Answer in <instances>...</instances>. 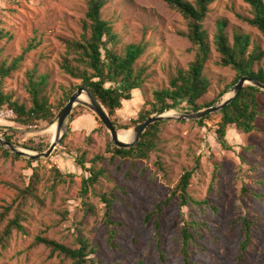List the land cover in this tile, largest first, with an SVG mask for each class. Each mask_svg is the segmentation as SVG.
I'll list each match as a JSON object with an SVG mask.
<instances>
[{
  "label": "rangeland",
  "instance_id": "1",
  "mask_svg": "<svg viewBox=\"0 0 264 264\" xmlns=\"http://www.w3.org/2000/svg\"><path fill=\"white\" fill-rule=\"evenodd\" d=\"M86 10V0H0V62L9 63L23 54L19 67L3 80V92L29 106L25 73L33 68L48 75L46 94L51 104L62 98L64 90L79 85V80L59 68L64 52L59 37L78 39ZM101 13L118 34V42L114 44L118 52L128 43L146 45L136 66L147 68V78L114 116L118 123L130 124L149 109L154 89L167 87L177 68H187L195 49L186 36V20L163 0H107ZM239 16H250L249 6L243 0H214L209 7L203 27L210 49L204 71L210 86L198 104L211 101L218 104L230 95L229 89L219 96L235 74L230 67L217 64L220 55L213 44V35L219 20L226 22L230 44L233 34L240 32L249 34L253 44L264 48V37ZM29 43L32 47L26 50ZM81 96L87 99L85 94ZM257 98L263 112L255 121L256 130L242 133L229 129L226 139L232 145L231 150L223 149L216 139L218 115L214 112L204 126L192 119L165 120L161 143L148 159H111L108 142L114 144L108 131L83 105L73 108V118L70 119V113L63 137L49 157L28 163L23 158L6 157L0 148V211L17 201L19 190L27 186L33 172L39 176L36 185L39 202L27 200L24 231H13L7 247L0 249V264H70L69 259L50 256L44 245L32 243L36 235L42 234L75 248L79 231L96 245L95 257L101 264H137L139 260L145 264H182L180 229L183 219L190 217L206 223L192 255L198 264H264V90ZM191 112L180 103L165 113ZM14 118L0 117L1 137L4 133L12 134L13 143L23 150H30L25 145L49 146L55 136V123L24 127L15 123ZM132 129L118 130L119 138L130 141ZM81 155L86 168L92 165L90 161L95 156H100L93 164L104 170L86 195H81V180L88 174L78 164ZM54 168L66 182L52 188ZM186 170H192L190 194L196 199L208 198L218 207L216 211L194 205L180 207L178 197L170 196ZM243 186L255 190L260 197L242 193ZM103 194L112 200L117 247H111L107 241L109 226L103 216L105 204L100 199ZM158 202H162L160 249L154 237L156 215L145 221L146 214ZM89 205L93 212L88 210ZM245 215L258 217L259 226L254 228L251 243L239 260L243 233L240 222L232 221ZM11 217L13 209L0 220V230Z\"/></svg>",
  "mask_w": 264,
  "mask_h": 264
},
{
  "label": "trees",
  "instance_id": "2",
  "mask_svg": "<svg viewBox=\"0 0 264 264\" xmlns=\"http://www.w3.org/2000/svg\"><path fill=\"white\" fill-rule=\"evenodd\" d=\"M163 1L176 9L186 20V36L195 49V56L188 63L187 68L176 69L175 74L169 79L167 87L156 88L152 91V99L148 101L149 109L144 113H140L137 121H132L130 124H121L116 121L114 116L122 108L123 102L132 98V92L142 88L147 78V68L136 66V62L144 53L146 45L142 42L128 43L124 45L120 52L115 49L114 44L118 42V34L113 31L110 22L102 18L101 13L107 0H86L87 10L82 23V33L78 39L59 37L64 47L59 68L67 76L79 80V85L64 90L62 98L55 104H51L46 94L48 75L38 73L37 69L33 68L27 70L25 73L27 79L26 90L29 94L30 104L26 106L24 103H19L12 99L10 94L3 92L2 82L19 67L23 57V54H20L9 63L6 61L0 62V107L6 106L11 108L15 113L14 122L18 125L38 127L41 124L54 122L57 113L65 105L69 96L78 86L83 85L105 108L118 131L134 127L151 115L176 109L180 103H184L192 112L212 105L214 101L204 105L198 104L197 101L207 92L210 86L209 78L204 72L209 59L210 49L203 21L214 0ZM243 1L249 6L250 16L239 17L249 25L255 27L264 37V0ZM225 26L226 22L219 20L213 35V44L220 55L217 64L230 67L234 70L235 74L232 80L220 91L219 96L229 91L238 79L244 75L264 83V48L253 44L249 34L240 32L233 34V41L230 44L225 33ZM28 45L26 50L32 47V44L29 43ZM259 92H261V89L258 87L245 84L226 106L215 112L218 115V120L215 123L214 132L218 143L223 149H232V145L226 139L229 129L233 128L242 133H250L256 130L255 121L263 112L261 103L257 98ZM72 114L73 111L71 112V120L73 118ZM210 117L211 114L206 115L203 118L197 119L196 122L200 126H204V121ZM96 120L101 123L99 119L96 118ZM165 123V120H158L149 124L140 134L138 140L129 148L117 147L109 141L108 144L111 146L112 152L111 159L114 157H119L120 159L130 158L131 160L148 159L161 143L160 135ZM3 138L10 142H15L12 134L4 133ZM47 147L48 145L43 144L25 145V148L34 151L45 150ZM0 148L6 157H12L13 159L23 158L28 163L37 161V159L25 158L11 153L2 146ZM78 158V164L88 173L81 180V195H86L88 188L97 183L99 178L103 176L104 170L95 167L93 164L96 162V159L100 158L98 155L90 161L92 165L87 168L84 165L83 155ZM191 176L192 170L184 171L172 189L170 196L178 197L180 207L194 205L203 210L210 208L216 211L218 207L208 198L196 199L190 194L188 187ZM38 180V174L33 172L27 186L19 190L17 201H14L16 204L12 202L2 207L0 220H3L11 209H13V217L7 219V222L0 230V249L7 247L14 230L24 231L22 221L24 220V207L27 200L32 199L39 202V197L36 194ZM51 180L52 188L66 182V179L57 168H54ZM241 191L244 194L251 193L256 198L260 197L258 192L247 186H243ZM100 199L105 204L103 216L106 224L109 226L107 241L111 247H117L115 241L116 230L113 228L115 222L111 217L112 200L104 194L100 196ZM169 200L164 203L167 204ZM88 210L93 212L91 205H89ZM161 213L162 202H158L155 205V209L148 212L145 216V221H148L153 214L156 215L153 222L154 237L159 249L161 247ZM232 222H240V229L243 233L239 243L238 254V259L241 260L251 243L254 228L259 226V218H250L245 215L237 217ZM203 226H206L205 222L192 217L183 219L180 229L182 264H198L193 260L192 255ZM75 241L78 246L72 248L42 234H38L34 237L32 245L42 244L49 249L50 256L56 254L63 259H69L70 264H101L99 259L95 257L97 254L96 245L84 237L80 231L75 236ZM137 264L145 263L139 260Z\"/></svg>",
  "mask_w": 264,
  "mask_h": 264
},
{
  "label": "water",
  "instance_id": "3",
  "mask_svg": "<svg viewBox=\"0 0 264 264\" xmlns=\"http://www.w3.org/2000/svg\"><path fill=\"white\" fill-rule=\"evenodd\" d=\"M245 84H251L253 86L258 87L261 90H264V83L259 82L249 76H241L238 81L230 88V95H228L225 99L220 101L218 104H212L208 107H205L199 111L191 112V113H184L181 115H169L162 112L157 115H151L147 117L144 121L138 123L132 129V138L130 141L125 142L119 139L118 131L115 128L111 118L109 117L105 108L97 101V99L92 95V93L83 85L77 87V89L69 96L68 100L66 101L65 105L62 109L57 113L56 118L54 120L55 123V136L51 140L49 146L44 151H33V150H23L15 145L13 142H10L3 137L0 136V144L7 148L10 152L25 156L30 159H37L40 157H49L53 150L58 145L59 141L63 137V133L66 129V123L68 117L73 110V108L77 105H83L91 110L101 121L103 126L109 133L110 139L112 143L120 148H129L131 147L139 138L140 134L145 130V128L158 120H170V119H177V120H184V119H192L197 120L200 118L205 117L208 114L214 113L222 109L226 106L238 93V91L243 87ZM82 93H85L86 100H81L80 96ZM51 123V124H52Z\"/></svg>",
  "mask_w": 264,
  "mask_h": 264
},
{
  "label": "built area",
  "instance_id": "4",
  "mask_svg": "<svg viewBox=\"0 0 264 264\" xmlns=\"http://www.w3.org/2000/svg\"><path fill=\"white\" fill-rule=\"evenodd\" d=\"M0 117L14 118L15 113L11 108L0 107Z\"/></svg>",
  "mask_w": 264,
  "mask_h": 264
},
{
  "label": "bare ground",
  "instance_id": "5",
  "mask_svg": "<svg viewBox=\"0 0 264 264\" xmlns=\"http://www.w3.org/2000/svg\"><path fill=\"white\" fill-rule=\"evenodd\" d=\"M82 94H85V93H82ZM82 94H81V95H82ZM80 99H81V100H84V99H82V96H80ZM165 114H166V113H165ZM169 115H170V114H169ZM118 137H119V134H118ZM119 139H120V138H119ZM120 140H121V139H120ZM122 141H123V140H122ZM125 142H128V141H125Z\"/></svg>",
  "mask_w": 264,
  "mask_h": 264
}]
</instances>
